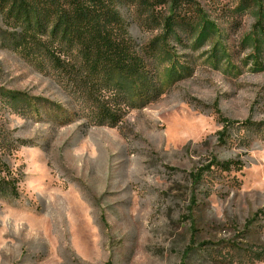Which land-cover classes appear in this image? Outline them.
Here are the masks:
<instances>
[{
    "label": "rangeland",
    "instance_id": "rangeland-1",
    "mask_svg": "<svg viewBox=\"0 0 264 264\" xmlns=\"http://www.w3.org/2000/svg\"><path fill=\"white\" fill-rule=\"evenodd\" d=\"M196 2L219 34L179 28L163 83L157 46L138 103L23 56L0 14V162L18 190L0 194V264H264V0ZM120 9L140 49L162 33L164 11Z\"/></svg>",
    "mask_w": 264,
    "mask_h": 264
},
{
    "label": "trees",
    "instance_id": "trees-1",
    "mask_svg": "<svg viewBox=\"0 0 264 264\" xmlns=\"http://www.w3.org/2000/svg\"><path fill=\"white\" fill-rule=\"evenodd\" d=\"M125 1L150 16L164 11L159 18L162 33L144 48L140 49L123 18L120 6ZM257 5L262 14L263 4ZM0 14L6 25L14 29L13 47L23 56L38 64L47 60L86 85L92 81L101 93L103 89L126 92L134 103L148 101L146 95H136L143 89L141 82L151 73L149 53H156L157 46L166 63L161 82H168L180 69L168 46L173 37L182 41L179 28L194 35L197 41L193 45L220 32L196 0H0ZM259 24L258 21V28ZM251 39L258 50L260 39ZM255 55L254 61L260 65L261 56L256 52ZM210 58H215V54ZM91 98L96 99L99 119L118 122L119 109L108 101H98L101 98ZM223 167L229 169L230 165L225 163ZM8 173L11 172L7 166L0 162V194L18 197L16 183Z\"/></svg>",
    "mask_w": 264,
    "mask_h": 264
}]
</instances>
